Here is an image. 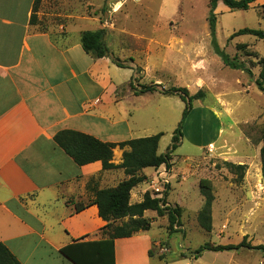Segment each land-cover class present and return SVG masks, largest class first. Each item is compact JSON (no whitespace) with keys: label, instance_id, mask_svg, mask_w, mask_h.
Wrapping results in <instances>:
<instances>
[{"label":"rangeland","instance_id":"1","mask_svg":"<svg viewBox=\"0 0 264 264\" xmlns=\"http://www.w3.org/2000/svg\"><path fill=\"white\" fill-rule=\"evenodd\" d=\"M210 1L40 0L36 7L33 29L49 33L61 45L66 44V30L75 29L85 17H96L101 27L116 30V56L128 62L134 59L138 65L133 88L159 85L144 103V107L152 103L153 109L135 120L146 137L163 133L159 153L171 146L185 108L178 95H164L162 88L204 93L192 102L171 168L143 170L147 181L131 193L134 199L146 192L162 198L168 188L167 201L182 208V225L174 233L169 231L167 215L147 212L153 222L150 264H264V253L257 249L196 253L206 243L238 245L246 239L252 246L264 245V92L255 83L262 69L264 41L252 35L230 38L244 28L264 30V0L255 1L248 10L216 11L218 45L252 75L225 65L215 52L208 22ZM152 36L159 44L149 49ZM141 114L142 110L138 117ZM99 179L91 182L96 188L115 184ZM201 179L212 184L211 231L199 221L205 205Z\"/></svg>","mask_w":264,"mask_h":264},{"label":"crops","instance_id":"2","mask_svg":"<svg viewBox=\"0 0 264 264\" xmlns=\"http://www.w3.org/2000/svg\"><path fill=\"white\" fill-rule=\"evenodd\" d=\"M34 2L0 0V243L21 264H75L63 248L105 238L107 222L96 205H87L92 200L89 182L98 177L114 187L127 176L123 169L104 171L100 161L78 165L55 136L74 130L110 143L144 138L145 130L135 120L153 107H144L153 93L135 95L138 65L116 56V30L85 17L66 30L61 45L49 33L33 29ZM229 10L218 2L217 12ZM99 29H105L109 57L97 58L81 43L84 31ZM154 44L159 42L152 36L148 48ZM114 57L126 67H118ZM128 150L115 148L113 163L121 164ZM142 199L131 194L132 204ZM82 204L87 206L78 211ZM152 241L149 231L117 239L116 264H150Z\"/></svg>","mask_w":264,"mask_h":264},{"label":"trees","instance_id":"3","mask_svg":"<svg viewBox=\"0 0 264 264\" xmlns=\"http://www.w3.org/2000/svg\"><path fill=\"white\" fill-rule=\"evenodd\" d=\"M40 0H35L31 24H36V7ZM219 1H222L230 10H248L252 3L257 0H211L209 4L210 14L208 17L210 36L215 52L222 58L225 65L236 70H246L252 75L251 70L231 58L218 45L216 38V9ZM105 29L96 31H84L81 35V43L86 52L95 55L97 58L111 56V51L104 42ZM240 35H252L264 41V30L244 28L234 33L230 38ZM113 62L120 68H125L124 62L113 58ZM261 72L255 81L260 91L264 92V59L261 60ZM159 85L140 86L134 88L135 95H141L158 90ZM164 95H178L185 103L182 119L174 132L172 144L165 153H159V142L163 133L153 136L132 139L121 143L104 142L94 136L74 131L63 130L56 134L55 142L80 166L100 161L103 170L123 169L127 179L119 182L114 187L96 188L92 187V180L87 190L92 194V200L87 205L94 204L98 207L100 217L107 222L102 228L105 238L98 241L74 242L61 250L75 264H116L115 241L117 239L131 238L139 232L149 231L152 227V220L145 217L148 210L155 211L158 216H168L169 231L174 233L181 226L182 208L172 206L167 201L168 188L162 198L153 197L146 192L139 203H131V193L134 188L147 181V176L142 174L147 168H160L165 166L169 170L172 166V153L178 148L183 138L184 123L191 113L192 102L204 97L202 91L191 95L186 87H171L161 90ZM129 148L124 151L122 163H113L115 148ZM262 174L264 176V134L263 146L261 148ZM200 192L205 199V205L199 215L201 226L206 231L212 229L211 209L214 196L212 184L208 179L200 180ZM82 204L77 210L87 206ZM126 219V220H125ZM121 222V223H118ZM257 249L264 253V245L252 246L244 239L238 245L211 246L204 244L197 250V254L204 251H238L241 249ZM152 253L150 252V257ZM0 264H21L13 253L0 243Z\"/></svg>","mask_w":264,"mask_h":264}]
</instances>
